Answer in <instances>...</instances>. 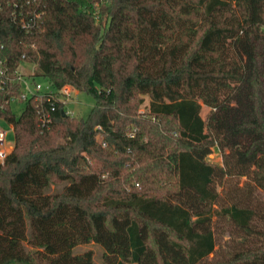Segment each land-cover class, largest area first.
I'll list each match as a JSON object with an SVG mask.
<instances>
[{
    "label": "trees",
    "instance_id": "trees-1",
    "mask_svg": "<svg viewBox=\"0 0 264 264\" xmlns=\"http://www.w3.org/2000/svg\"><path fill=\"white\" fill-rule=\"evenodd\" d=\"M0 2L11 68L24 54L93 98L41 127L38 102L0 92V264H264V0ZM14 3L42 12L33 28ZM88 243L101 262L74 253Z\"/></svg>",
    "mask_w": 264,
    "mask_h": 264
},
{
    "label": "built area",
    "instance_id": "built-area-1",
    "mask_svg": "<svg viewBox=\"0 0 264 264\" xmlns=\"http://www.w3.org/2000/svg\"><path fill=\"white\" fill-rule=\"evenodd\" d=\"M10 10V17L15 27L19 29L21 28L25 31L33 28V26L37 23V19L42 14V12L38 13L24 8L22 3H14ZM2 12L3 10L0 2V16ZM3 51L4 44H0V92L11 90L17 85V90H19L21 100L33 98L34 101L38 102L36 105V112L38 116V125L41 127H47L51 123L52 112L55 111V101L60 102L63 105V113L65 115L70 117L75 116V111L69 109V105L74 102L80 94L77 88L69 84L63 85L59 88H53L50 82H48L45 86H43L40 82H32L30 78L35 77L33 75L34 72L29 75H23L21 74L22 72L20 73L19 71L22 62H30L28 60H24L25 55L22 54L21 62L14 68H11L8 64L6 55L3 54ZM32 65H34L35 69V64L32 63ZM6 102L13 104L17 102V98L15 96H10L6 99ZM7 125L12 128L10 124L7 123ZM8 133L9 128L5 129L0 127V163H3L6 155L12 150V146L9 144L10 140L7 138ZM98 141L102 146L106 145V143L101 140V137Z\"/></svg>",
    "mask_w": 264,
    "mask_h": 264
},
{
    "label": "rangeland",
    "instance_id": "rangeland-1",
    "mask_svg": "<svg viewBox=\"0 0 264 264\" xmlns=\"http://www.w3.org/2000/svg\"><path fill=\"white\" fill-rule=\"evenodd\" d=\"M33 70V71H32ZM19 71L21 74L23 75H29L30 73L34 72V65H32V63L30 62H22L21 66L19 68ZM30 80L32 82H40L42 83L43 86H45L49 81L44 78V77H31ZM148 101V97L146 95H144V102L142 104H140L139 106V113L142 112L144 110V105L147 103ZM93 103V98L85 93H80L77 97V99L72 102L69 105V109L74 110L75 111V116L76 117H86L87 114L89 113L90 107ZM24 106V101H19V102H15L12 104V108L13 110L19 114L22 110V107ZM208 107H204L202 108L200 114L201 116H205V114L208 111ZM0 127L2 128H9V133L7 135V138L10 140V146H12L11 148H13V141H14V134H13V130L12 128L8 127L7 123L5 124L2 120H0ZM101 137V134H97L96 135V139L99 140V138ZM207 160L208 161H212L215 162L219 165L223 164V156L221 151L218 149L217 146L212 147L211 152L208 154ZM243 179H240V182H242ZM63 183L58 184V185H51L50 187V191L51 192H58L62 189ZM91 249L93 251V259L95 261L101 262V253L103 251V248L101 247V245L99 244H95V243H88V244H81L76 246V248L74 249V253L76 252H83L85 250Z\"/></svg>",
    "mask_w": 264,
    "mask_h": 264
}]
</instances>
